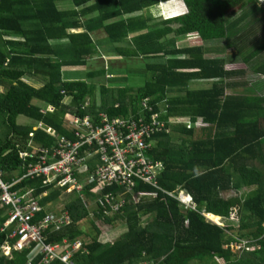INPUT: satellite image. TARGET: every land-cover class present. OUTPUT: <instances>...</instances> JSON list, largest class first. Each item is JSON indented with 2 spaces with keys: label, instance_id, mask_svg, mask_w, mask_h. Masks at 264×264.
Wrapping results in <instances>:
<instances>
[{
  "label": "trees",
  "instance_id": "obj_1",
  "mask_svg": "<svg viewBox=\"0 0 264 264\" xmlns=\"http://www.w3.org/2000/svg\"><path fill=\"white\" fill-rule=\"evenodd\" d=\"M56 1L0 0V86L4 87L0 92V168L5 179L24 173L31 157L23 160L19 152L28 148L29 139L33 145L55 142L45 127L73 136L66 122L69 114L84 116L104 110L111 116L124 115L143 97L158 110L164 107L166 117L200 118L214 133L196 138L195 128L173 124L171 130L156 135L148 152L164 163L159 186L167 192L184 190L196 209H185L177 199L160 192L137 204L128 202L112 215L94 211L95 217L89 218L92 229L86 231L80 223L90 211L78 193H66L39 178L21 179L13 189L24 192L32 187L35 197L47 193L38 199L42 208L33 221L60 197V208L71 214L70 225L43 229L45 242L80 239L81 247L70 258L74 264H136L140 259H153L157 264H264V94H257L253 83L237 90L242 85L237 79L248 72L244 67L228 69L225 54L207 55L223 47L206 45L211 39L229 37L232 53L241 55L239 62L253 74L264 75V6L256 7L257 0H184L186 13L153 19L144 9L167 1L161 10L168 16L185 12L186 5L182 0H70L73 7L60 9ZM237 11L248 20L241 23L239 16L231 22ZM98 28L106 33L110 55L158 60L145 62L142 71L151 77L134 90L100 83L99 101L88 79L105 76L102 61V66L88 68L82 79L62 77L63 67L87 66L93 61L98 50L91 32ZM186 34L194 35L192 40L178 46L176 38ZM63 39L65 46L58 47ZM25 76L43 83L35 87L23 80ZM194 79L211 83L206 88H189ZM112 80L117 82L110 79L109 85ZM228 87L234 92L226 93ZM87 98L89 106L82 110ZM41 104L53 105L54 110L41 112ZM18 115L31 122L18 123ZM38 121L43 127H36ZM233 207L238 225L226 219L220 226L204 215L209 212L227 218ZM8 211L7 206L0 208V226ZM116 221L126 222L128 230L113 242L100 241L105 225ZM14 226L11 223L0 231V264H45L37 242L4 255L1 245L14 242L9 237ZM243 240L245 245L233 249ZM47 264L65 263L53 259Z\"/></svg>",
  "mask_w": 264,
  "mask_h": 264
},
{
  "label": "built area",
  "instance_id": "obj_2",
  "mask_svg": "<svg viewBox=\"0 0 264 264\" xmlns=\"http://www.w3.org/2000/svg\"><path fill=\"white\" fill-rule=\"evenodd\" d=\"M114 106L119 107V103ZM87 107L86 103L82 110ZM47 110H54V106L40 109L41 112ZM66 122L73 136L59 133L50 126L45 127L56 138L54 144L31 145L28 142L31 149L20 151L19 155L23 160L31 157L25 163L23 178H39L43 184L55 183L66 193L77 192L87 208L94 204L97 213L106 215L120 211L128 202L137 204L144 199L156 198L160 192L177 199L185 209H196L192 196L184 190L167 192L159 186L158 177L164 170V163L151 158L148 152L155 145L156 135L171 130L170 125L183 123L188 128L199 127L204 124L202 121L166 117L165 110L156 109L148 97H143L135 109L127 110L124 115L111 116L106 111L84 116L69 114ZM41 126L43 124L40 121L38 127ZM3 173L0 168V208L7 206L9 212L0 231L15 223L9 234V237L15 238L14 242L1 245L4 255L10 256L12 249L20 250L37 242L43 253V263L59 259L65 264H74L70 260L71 254L81 247V240L70 241L64 238L46 243L43 233V229L49 227L57 230L70 225L72 217L69 211L49 210L33 221L42 208L38 199L47 193L43 192L40 197H35L32 195V187L24 192L12 189L18 180L5 181ZM144 186L149 188H143ZM109 187L114 189H108ZM204 215L212 222L224 225L220 221L222 217L209 212H204ZM228 219L237 220L235 209L230 212ZM244 243V240L241 241L233 249H240ZM136 264L157 262L153 259H140Z\"/></svg>",
  "mask_w": 264,
  "mask_h": 264
},
{
  "label": "crops",
  "instance_id": "obj_3",
  "mask_svg": "<svg viewBox=\"0 0 264 264\" xmlns=\"http://www.w3.org/2000/svg\"><path fill=\"white\" fill-rule=\"evenodd\" d=\"M169 1H173V0H169ZM184 3H185V1L184 0H182ZM165 2H167V1H165ZM160 4V3H159ZM153 5V6H150V7H148L147 9H144V11H143V13H145V14H148V15H150L153 19H166L167 17H170V16H173V15H178V14H183V13H178V14H173V15H168V16H166L165 14H163V12H162V10H161V8H162V5ZM162 4H163V2H162ZM185 5H186V3H185ZM71 7H73V6H71ZM188 11V7H187V5H186V11L185 12H187ZM142 13V11H139V12H137V13H130V14H126L125 16H134V15H136V14H141ZM91 15V14H90ZM157 15H159V16H157ZM162 15H164V17L162 16ZM71 31H80V29H73V30H71ZM91 35H92V38L96 41V44H97V50H98V53L97 54H94L95 56H96V58H92L93 59V61L94 60H98V59H102V62H103V66H104V69H105V76H103V77H98V76H96V77H94V79L93 80H98L99 78H101V79H103L104 81H106L107 80V85L106 86H109V87H112V88H117V87H119V86H117V87H115V86H111V85H109V80L110 79H115V77H123L122 75H120V76H116V74L115 73H118L119 72V70H120V67L119 66H122L123 64H125V63H127L129 60H133V62L134 63H137V61H141V62H143V60H142V58H132V59H124V58H121V56H119V55H110L109 54V52H107L108 51V47L110 46V43L106 40V33L104 32V30H102V29H100V28H98V30H96V29H94V30H92V32H91ZM6 37H14L15 38V36H8V35H5ZM194 35H192V37H193ZM192 37H191V35L190 34H186V35H183V36H180V37H178V38H176V44L178 45V46H184L185 44H189V42H190V40H192ZM57 43H59V45H57L58 47H63V46H65V45H61V44H66V40L65 39H63V40H61V41H59V42H57ZM107 50V51H106ZM212 52H214V51H211V52H208L207 53V55H210V56H213L214 54H212ZM99 54V55H98ZM215 55H224L223 53H221V54H215ZM104 59H105V61H104ZM91 61L90 63L91 64H89V65H87V66H80L81 68H82V71L84 72V76H81V79H82V77L84 78L85 77V74L88 72V70L89 69H95L97 66H99L98 64H97V62L96 61ZM114 61L115 62H119V65H115V63H114ZM227 65H228V63H227ZM227 65H226V67H227ZM110 67L113 69V71H109V69H110ZM79 68V67H78ZM89 68V69H88ZM228 68V67H227ZM66 69H75V67H63L62 68V77H63V79L64 80H77V79H74L73 77H72V75H73V73H70V74H66L65 73V70ZM228 69H232V68H228ZM66 76H68V77H66ZM106 76H108L107 77V79H106ZM262 78V77H261ZM106 79V80H105ZM23 80L24 81H26V82H28L29 84H31V85H33V86H35V87H40L41 85H42V80H40V79H37V78H35V77H31V76H25V77H23ZM88 81H89V79H88ZM103 81V82H104ZM197 81H203L204 83H205V86H191V84L192 83H197ZM261 81V79H259V80H257V82H260ZM241 83H242V85H240L239 87H236V89L237 90H241L242 88H244V86L245 87H250V85H251V82H249V81H247V80H242V81H240ZM210 80H203V79H194V80H190L189 81V83H188V87L189 88H197V89H200V88H206V87H208L209 85H210ZM99 88H100V84H99V86H98ZM261 87V88H260ZM257 88H260L261 90H264V82H262V86H261V83H258V84H256V88H254V90L255 89H257ZM4 91V87L3 86H0V92H3ZM99 91H100V89H99ZM234 92V89L233 88H230V87H228V88H226V93H233ZM95 98H96V100L97 101H99V98H100V94H99V92L97 93V94H95V96H94ZM68 99V98H67ZM66 99V102H70V99H68L67 100ZM139 101V100H138ZM86 103H87V106H89V99L87 98L86 99ZM85 103V104H86ZM138 103V102H137ZM50 106V104H41V108L40 109H46V108H48ZM137 107V104H135V106H132V105H130L128 108H127V110H129V109H135ZM88 108V107H87ZM86 108V109H87ZM126 110V111H127ZM161 110H165L164 109V107H162L161 108ZM100 111H104V110H100ZM46 112V111H45ZM165 112H166V110H165ZM89 114H91V113H89ZM96 114V113H95ZM91 115H93V114H91ZM38 122H40V121H38ZM37 122V123H38ZM29 123V122H28ZM36 123V124H37ZM207 123V122H206ZM209 124V123H208ZM202 126H199V127H193V128H195V132H196V138H204L206 135H208V134H210V135H212L213 133H214V128L212 127V126H210V125H206V126H204V127H202ZM207 127H209L208 129H207ZM197 129V130H196ZM51 135V134H50ZM51 136H53V135H51ZM54 137V136H53ZM55 141H56V138H55ZM28 142H30L31 143V145H33L32 144V141H31V139H29L28 140ZM28 142L26 143V146L28 147V148H30L29 146H28ZM5 178V177H4ZM12 178H17V177H12ZM5 180H7V181H9V180H11V178L10 179H5ZM86 192H87V190H85ZM73 193V192H72ZM77 193V192H76ZM79 194V193H78ZM87 194L88 195H90L91 193L90 192H87ZM80 195V194H79ZM80 197H81V195H80ZM82 199V198H81ZM82 201H83V199H82ZM63 203V202H62ZM84 203V202H83ZM85 205V204H84ZM86 207V206H85ZM89 211H90V215H89V217L88 218H86L87 220H89V218H93V217H95V213H94V211L97 213V207L94 205V204H92L89 208H87ZM235 209V211H236V208H232L231 209V211L232 210H234ZM53 210H55V211H61V210H68V209H62V208H56V209H53ZM50 211H52V209H50ZM69 211V210H68ZM230 211V212H231ZM9 212V211H8ZM70 213V212H69ZM230 214V213H229ZM215 215V214H214ZM216 216V215H215ZM236 216H237V213H236ZM220 217H222V216H220ZM229 218V216L227 217V218H220V221H224V220H226L227 219V221H234V220H230V219H228ZM85 220V219H84ZM90 221V220H89ZM187 222H188V220H187ZM235 222V225H238V223H239V217L237 216V220H235L234 221ZM224 224H225V222H223ZM217 224V223H216ZM219 225V224H218ZM221 226V225H220ZM224 226V225H223ZM11 233V232H10ZM9 233V234H10ZM110 237L111 238H113L114 237V235L113 234H109L107 231L106 232H103L101 235H100V241H102L103 243H107V242H109L108 240L110 239ZM11 238V237H10ZM112 240H110V242H111ZM6 243V242H5ZM8 243V242H7ZM3 245V244H2Z\"/></svg>",
  "mask_w": 264,
  "mask_h": 264
},
{
  "label": "rangeland",
  "instance_id": "obj_4",
  "mask_svg": "<svg viewBox=\"0 0 264 264\" xmlns=\"http://www.w3.org/2000/svg\"><path fill=\"white\" fill-rule=\"evenodd\" d=\"M257 2H258V4L256 5V7L262 8V6H264V0H257ZM56 5L60 9H66V8H70L72 6V2L70 0H58V1H56ZM159 5H162V2H160ZM243 15L244 14L242 12L237 11L236 13H234L230 17L231 22H234L235 20H237L239 16H240V18H242L241 23L243 22V19L248 20V16L244 17ZM157 16H159V15H157ZM162 16L164 17V15H162ZM256 33L261 35V33L258 30H256ZM191 37H192V35H191ZM229 40H230L229 37L221 36L219 38H214V39L207 41L206 45L214 47V48L223 47V49H224L223 51L214 50V52H212V54H214V55L215 54H221V53L225 54L226 58L228 60V65H227L228 68H238V67H244L245 68V70L248 72L247 76L245 78H239V79H237V81L247 80V81L251 82V84L252 83L253 84L261 83V86H262V82H264V78H261V77H264V75L253 74L248 69H246V65L243 64L242 62H239L240 61L239 59H241V55L232 53V49L228 45ZM262 52H264V51H262ZM259 54H261V53H259ZM93 58H96V56L94 55ZM101 61H102V59L96 60L97 64L100 66H102ZM104 61H105V59H104ZM147 61H158V60L157 59H143V62L137 61V63H134L133 60H129L127 63L123 64L122 66H119L120 67L119 72L115 73L116 76L122 75L123 77H115V80H117V82L112 80V81H110V85L115 86V87L127 86V87L132 88L133 90L138 88L139 86L143 85L151 77L150 72L142 71V68H144L145 62H147ZM114 63H115V65H119V62L114 61ZM65 73L66 74L73 73L72 77L74 79H77V80L81 79V76H84V72L82 71L81 67H79V68L75 67V69H66ZM66 77H68V76H66ZM107 77L108 76H106V79H107ZM259 79H261V81L257 82V80H259ZM89 81L90 82H88V83L94 87V93L95 94L100 92L99 91L100 88L98 87L100 83L104 84L105 86L107 85V80L104 81L101 78H99L98 80H92V79L90 80L89 79ZM191 86L192 87L193 86H205V83L203 81H197V83H192ZM260 88H257L254 91L257 94H264V90H261ZM16 119H17L18 123L31 122V120L24 115H18ZM196 120L202 121L200 118H197ZM203 123L204 124L202 125V127L209 125L206 122H203ZM62 200H63V198L60 197L59 200L57 201V203H54L50 208L53 210V209L62 207L63 206ZM80 224L83 225V228L86 231H90V229H92L91 222L87 219L83 220ZM105 226H104L105 227L104 232L107 231L110 235L111 234L114 235L113 238L110 237V239L108 240L109 242H110V240H112L111 242H113L114 240L120 238L121 235L128 230V225L126 222L124 223V221H116L114 225H108L107 224ZM192 264H206V263H201V262L197 261V262H192Z\"/></svg>",
  "mask_w": 264,
  "mask_h": 264
},
{
  "label": "clouds",
  "instance_id": "obj_5",
  "mask_svg": "<svg viewBox=\"0 0 264 264\" xmlns=\"http://www.w3.org/2000/svg\"><path fill=\"white\" fill-rule=\"evenodd\" d=\"M168 1H169V0H168ZM163 2H165V1H163ZM184 13H186V12H184ZM184 13H183V14H184ZM179 15H182V14L173 15V16H170V17H167V18L176 17V16H179ZM114 104H115V103H114ZM36 127L39 128V127H38V123L36 124ZM41 127H42V126H41ZM54 129H55V128H54ZM45 130H46V128H45ZM46 131H47V130H46ZM59 133H60V132H59ZM54 143H55V142H54ZM54 143H53V144H54ZM42 145H43V144H42ZM51 145H52V144H51ZM27 149H28V148H27ZM30 149H31V148H29L28 150H30ZM23 150H24V149H23ZM23 150H21V151H23ZM19 153H20V152H19ZM1 170H3V169H1ZM24 171H25V168H24ZM3 172H4V171H3ZM23 174H24V173H23ZM23 174H22L20 177L12 178L11 180H9V182H10V181L12 182V181H14V180H18V181L16 182V183H18L21 179H23ZM4 175H5V172L3 173V180H5ZM24 179H26V178H24ZM5 181H7V180H5ZM16 183H15V184H16ZM15 184H14V185H15ZM14 185H13V186H14ZM13 186H12V189H13ZM16 190H18V189H16ZM18 191H19V190H18ZM32 195H33V194H32ZM211 214H212V213H211ZM7 219H8V218H7Z\"/></svg>",
  "mask_w": 264,
  "mask_h": 264
}]
</instances>
